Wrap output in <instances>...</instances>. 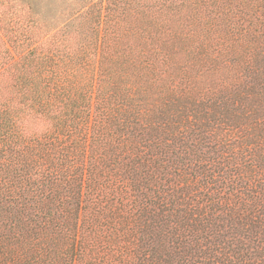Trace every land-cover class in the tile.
Listing matches in <instances>:
<instances>
[{"label":"trees","instance_id":"1","mask_svg":"<svg viewBox=\"0 0 264 264\" xmlns=\"http://www.w3.org/2000/svg\"><path fill=\"white\" fill-rule=\"evenodd\" d=\"M0 264H264V0H0Z\"/></svg>","mask_w":264,"mask_h":264}]
</instances>
